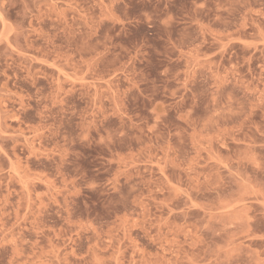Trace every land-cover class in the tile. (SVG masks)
Segmentation results:
<instances>
[{"label":"rangeland","instance_id":"obj_1","mask_svg":"<svg viewBox=\"0 0 264 264\" xmlns=\"http://www.w3.org/2000/svg\"><path fill=\"white\" fill-rule=\"evenodd\" d=\"M0 264H264V0H0Z\"/></svg>","mask_w":264,"mask_h":264}]
</instances>
